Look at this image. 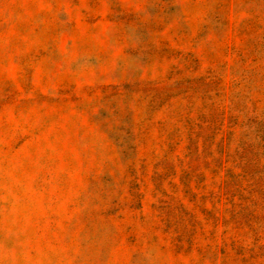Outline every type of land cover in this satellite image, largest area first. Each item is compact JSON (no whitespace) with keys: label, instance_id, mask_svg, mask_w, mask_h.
Masks as SVG:
<instances>
[{"label":"rangeland","instance_id":"rangeland-1","mask_svg":"<svg viewBox=\"0 0 264 264\" xmlns=\"http://www.w3.org/2000/svg\"><path fill=\"white\" fill-rule=\"evenodd\" d=\"M0 264H264V0H0Z\"/></svg>","mask_w":264,"mask_h":264}]
</instances>
